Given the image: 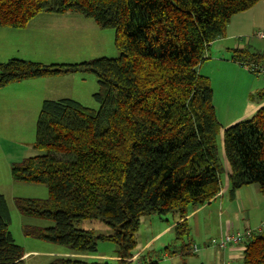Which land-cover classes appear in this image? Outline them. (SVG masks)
Here are the masks:
<instances>
[{
  "label": "trees",
  "instance_id": "trees-1",
  "mask_svg": "<svg viewBox=\"0 0 264 264\" xmlns=\"http://www.w3.org/2000/svg\"><path fill=\"white\" fill-rule=\"evenodd\" d=\"M259 1L0 0V27L23 28L40 12H76L113 29L119 51L78 63L0 62V86L74 72L92 73L98 84V109L70 98L43 100L33 143L42 153L11 164L14 181L47 187V198H14L24 216L53 222L24 224L26 236L67 249L47 264H159L150 252L134 251L141 216L176 214L173 229L187 235L186 216L220 192L224 173L231 199L249 184L264 193V104L224 127L210 82L197 71L231 17ZM88 219L110 233L76 227ZM9 224L0 192V264H25ZM102 239L117 245L113 263L85 257ZM240 260L264 264V228L250 230Z\"/></svg>",
  "mask_w": 264,
  "mask_h": 264
},
{
  "label": "rangeland",
  "instance_id": "rangeland-1",
  "mask_svg": "<svg viewBox=\"0 0 264 264\" xmlns=\"http://www.w3.org/2000/svg\"><path fill=\"white\" fill-rule=\"evenodd\" d=\"M245 11L231 17L225 34L213 41L205 51V58L197 65V71L210 82L216 118L224 127L245 118L235 120L255 100H260L259 92L264 89V35L258 36V33L264 34V0ZM70 13L40 12L23 28L0 27V62L16 58L50 64L119 56L113 29L102 28L79 13ZM253 54H259L261 58L254 60L251 58ZM254 66L259 69L252 70ZM64 77H36L0 86V191L10 212L8 229L13 240L22 246L24 252L31 251L23 257L25 264H47L54 256L67 254L63 246L26 236L22 228L24 224L44 227L51 226L53 222L24 216L14 204L15 197L48 196L44 184L14 181L10 171L12 163L42 153L33 148L36 119L44 100L42 93L53 98L72 94L83 104L99 108L93 96L82 95L83 87H93L94 93L97 91L98 84L93 74L86 76L83 82L78 78L72 81ZM217 144L219 155L223 157L221 134ZM224 198L230 203L228 212L221 215L218 210H203L191 220L187 219V235L179 236L173 229L178 222L176 214L141 216L135 233L134 251L150 252L159 264H218L228 261L227 249L219 250L210 243L211 240L219 239V230L228 226L230 233L264 228V193L256 184H249L239 188L234 199L228 192ZM76 227L92 229L95 234L110 233L109 227L98 219L82 220ZM193 246H196V251H191ZM116 251L114 242L102 239L97 241L96 252L85 257L113 263Z\"/></svg>",
  "mask_w": 264,
  "mask_h": 264
},
{
  "label": "crops",
  "instance_id": "crops-1",
  "mask_svg": "<svg viewBox=\"0 0 264 264\" xmlns=\"http://www.w3.org/2000/svg\"><path fill=\"white\" fill-rule=\"evenodd\" d=\"M263 0L259 1V2H262ZM257 2L254 6H252L250 9H253L255 8V6L259 3ZM248 9V10H250ZM256 10V9H254ZM71 11H68V12H65V13H57V14H61V15H67V14H72L70 13ZM246 12V11H245ZM44 13H51V12H44ZM51 14H54V13H51ZM237 16V15H236ZM36 17V16H35ZM34 17V18H35ZM33 18V19H34ZM220 38V37H219ZM217 38V39H219ZM216 39V40H217ZM213 44V42L211 43ZM210 44V45H211ZM209 45V46H210ZM78 62H82V61H78ZM77 61L75 62H68V63H78ZM89 74H92V73H89V72H74V73H70V74H64V75H58V76H54V77H60V76H66L64 78H70L68 80H75V78H78L81 82H83V80H85L86 76H88ZM68 76H72V77H68ZM75 76H78V77H75ZM94 76V74H93ZM28 82V81H27ZM72 89V87H71ZM73 90V89H72ZM82 90L84 91V94H82L83 96H88V97H92L93 93H94V90H93V87H90L89 89H87L86 87H83ZM55 93H58V92H55ZM42 98H44V100L46 98L48 99H52V100H57V99H62V98H70V99H73V100H76L80 103H82L78 97H75V96H72V94H65L64 96H59L57 98H53V97H50V96H45V94L42 93ZM46 97V98H45ZM43 102V101H42ZM41 102V103H42ZM83 104V103H82ZM264 104V100H255L250 106L249 108L246 110V112L244 113H241L240 116H237L235 118L236 119H239L241 117H247L248 115H250L251 113H253L259 106L263 105ZM83 105H87V104H83ZM88 106V105H87ZM89 107V106H88ZM230 123V122H229ZM229 126V125H228ZM227 127V126H226ZM222 183H223V187L222 189L220 190V192L218 194H216L210 201H208L207 203H205L204 205L198 207V208H195L193 210H191L189 212V214L186 216V219L191 220L192 218H194L196 215H198L200 212H202L203 210H208L209 212H211L213 209L214 210H218V211H221V215H223L225 212L227 213L228 210L230 209L229 208V204L228 202H226V199L224 198V194L227 192V177H226V174L224 173L223 176H222ZM1 192V191H0ZM236 193H237V190L235 192V197H236ZM234 197V198H235ZM178 221V219H177ZM175 223V222H174ZM165 229V228H164ZM223 229V228H222ZM229 226L228 228L226 227L225 229L223 230H219L218 232V236L220 237L222 234H224L226 231H229ZM163 231V230H162ZM162 231L158 232L156 235L160 234ZM155 235V236H156ZM154 237V236H153ZM190 248V246H189ZM31 253V251H27V252H24V257ZM139 253V252H138ZM166 253V252H165ZM190 253V252H189ZM226 253H227V256H229V258L227 259L228 261H231L233 262L234 264H238L239 262H237L238 259H241V256H242V247L240 246H237V245H233L231 247H228L227 250H226ZM221 254V253H220ZM204 264H208V262H205ZM218 264H222V261H220Z\"/></svg>",
  "mask_w": 264,
  "mask_h": 264
},
{
  "label": "built area",
  "instance_id": "built-area-1",
  "mask_svg": "<svg viewBox=\"0 0 264 264\" xmlns=\"http://www.w3.org/2000/svg\"><path fill=\"white\" fill-rule=\"evenodd\" d=\"M263 33H258L259 37H263ZM259 69L257 66L252 67V70L257 71ZM250 234V230L247 229L243 233H230L229 231H226L224 234H222L219 239H212L211 244L214 245L219 250L227 249L228 247H231L233 245H237L242 247L243 249V240L246 236ZM194 248L191 251H196V246H193ZM222 264H234L231 261L223 262Z\"/></svg>",
  "mask_w": 264,
  "mask_h": 264
}]
</instances>
